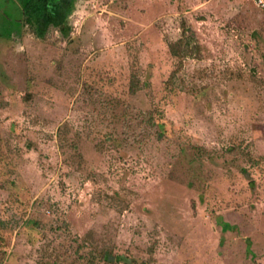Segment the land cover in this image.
<instances>
[{"label": "rangeland", "instance_id": "rangeland-1", "mask_svg": "<svg viewBox=\"0 0 264 264\" xmlns=\"http://www.w3.org/2000/svg\"><path fill=\"white\" fill-rule=\"evenodd\" d=\"M0 0V264H264V11Z\"/></svg>", "mask_w": 264, "mask_h": 264}, {"label": "trees", "instance_id": "trees-1", "mask_svg": "<svg viewBox=\"0 0 264 264\" xmlns=\"http://www.w3.org/2000/svg\"><path fill=\"white\" fill-rule=\"evenodd\" d=\"M66 3V0H25L21 15L34 16L42 28L47 24L60 26L64 23Z\"/></svg>", "mask_w": 264, "mask_h": 264}, {"label": "built area", "instance_id": "built-area-1", "mask_svg": "<svg viewBox=\"0 0 264 264\" xmlns=\"http://www.w3.org/2000/svg\"><path fill=\"white\" fill-rule=\"evenodd\" d=\"M245 1L252 3L255 7H257L261 11H264V0H245Z\"/></svg>", "mask_w": 264, "mask_h": 264}]
</instances>
